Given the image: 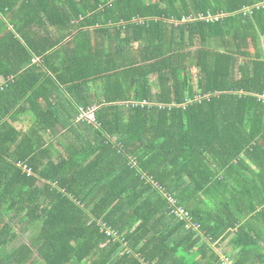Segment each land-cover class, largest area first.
Returning a JSON list of instances; mask_svg holds the SVG:
<instances>
[{
  "label": "trees",
  "instance_id": "16d2710c",
  "mask_svg": "<svg viewBox=\"0 0 264 264\" xmlns=\"http://www.w3.org/2000/svg\"><path fill=\"white\" fill-rule=\"evenodd\" d=\"M0 83V264H264V0H0Z\"/></svg>",
  "mask_w": 264,
  "mask_h": 264
},
{
  "label": "rangeland",
  "instance_id": "374dc122",
  "mask_svg": "<svg viewBox=\"0 0 264 264\" xmlns=\"http://www.w3.org/2000/svg\"><path fill=\"white\" fill-rule=\"evenodd\" d=\"M219 95H220V93L217 92V93H216V96H219ZM16 127H17L18 129H21V130H25V131L28 130V127H27L26 125L22 124V123H17V124H16ZM47 139H48V138H47ZM48 141H49V139H48ZM21 216H23V214L20 215V216H18L19 218L16 219L15 224L21 219ZM39 228H40V225H39L38 223H37V224H34V225H32V226H29V228L27 229L26 233H25L24 235H22V238H18L17 240H15V241L12 243V245L10 246V248L8 249V251H13V250L19 248L23 242H25V241H29V238H31L32 236H34L37 232H40V229H39ZM263 245H264V243H263ZM222 252H223V253L228 252V253H230L233 257H234L235 254H236V251H234L231 247L224 249ZM227 261H228V260H227Z\"/></svg>",
  "mask_w": 264,
  "mask_h": 264
},
{
  "label": "built area",
  "instance_id": "2783aa9c",
  "mask_svg": "<svg viewBox=\"0 0 264 264\" xmlns=\"http://www.w3.org/2000/svg\"><path fill=\"white\" fill-rule=\"evenodd\" d=\"M205 19L206 20H218V17L208 16ZM170 201L172 203V206L175 209L174 211L176 212V216L179 218V220H186L188 223H190L191 222L190 214L187 211L183 210L181 207L178 208L175 200L170 199Z\"/></svg>",
  "mask_w": 264,
  "mask_h": 264
},
{
  "label": "crops",
  "instance_id": "0c3cea01",
  "mask_svg": "<svg viewBox=\"0 0 264 264\" xmlns=\"http://www.w3.org/2000/svg\"><path fill=\"white\" fill-rule=\"evenodd\" d=\"M242 12H245V13H247V14H250L251 13V10H243ZM211 16V15H210ZM212 17V16H211ZM218 18H220V17H218ZM136 20V19H135ZM138 22H142L143 21V19H140V20H137ZM28 116V117H27ZM27 116H25V117H23L22 118V120H24L26 117V119H25V121H28V120H33V115L32 114H29V115H27ZM35 119H37L36 117L34 118V120ZM15 126H16V124H15ZM49 139L50 140V142H52L51 141V139H50V137H46V139ZM47 139V140H48ZM52 150L54 151V152H57V146H52Z\"/></svg>",
  "mask_w": 264,
  "mask_h": 264
},
{
  "label": "bare ground",
  "instance_id": "6f19581e",
  "mask_svg": "<svg viewBox=\"0 0 264 264\" xmlns=\"http://www.w3.org/2000/svg\"><path fill=\"white\" fill-rule=\"evenodd\" d=\"M224 17V16H223ZM3 85L0 83V87H2ZM88 118L90 119V120H92L93 119V116H92V114H88Z\"/></svg>",
  "mask_w": 264,
  "mask_h": 264
}]
</instances>
